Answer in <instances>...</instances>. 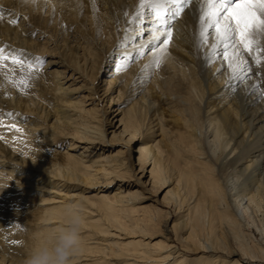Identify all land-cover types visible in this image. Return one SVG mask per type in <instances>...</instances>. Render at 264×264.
Returning <instances> with one entry per match:
<instances>
[{
  "label": "bare ground",
  "instance_id": "obj_1",
  "mask_svg": "<svg viewBox=\"0 0 264 264\" xmlns=\"http://www.w3.org/2000/svg\"><path fill=\"white\" fill-rule=\"evenodd\" d=\"M103 1L101 13L95 0L0 3V43L9 54L51 55L30 90L0 81V224L15 216L25 224L11 247L15 258L0 253V264H25L65 225L70 205L84 221L70 264H264L263 200L253 190L264 189V140L250 127L246 84L222 56L208 62L214 39L200 45V0L178 18L170 5L163 23L140 0ZM61 22L68 31L58 30ZM169 28L165 50L161 33ZM169 80L189 86V98L204 88L200 112L175 107L180 96L166 92ZM234 118L235 136L250 131L246 149L228 135ZM219 146L229 159L217 171ZM229 167L225 175L237 177L228 186L221 171ZM156 226L160 232L147 234Z\"/></svg>",
  "mask_w": 264,
  "mask_h": 264
},
{
  "label": "snow or ice",
  "instance_id": "obj_2",
  "mask_svg": "<svg viewBox=\"0 0 264 264\" xmlns=\"http://www.w3.org/2000/svg\"><path fill=\"white\" fill-rule=\"evenodd\" d=\"M191 3L192 0H140L139 8H147L156 20L163 23L170 5L175 6L172 15L178 18ZM199 13L200 45L208 46L210 37L214 39L207 57L209 63H213L217 56H222L227 62L232 78L239 79L241 82L245 79L242 73L251 71L249 61L244 56L245 53L249 57L254 56L253 62L262 66L264 57L261 52L264 45H261L256 37H264V0H200ZM140 14L138 11L137 15ZM11 23L15 24L17 21L13 20ZM161 34L165 36L162 45L166 50L172 40V31L169 28L166 33ZM157 38L153 36V40ZM9 60L13 65L19 66L22 72L28 74L18 81L26 92L29 86L28 81L32 75L42 69L44 61L41 58H35L34 61L29 62L19 56L6 54L5 50L0 48V69L5 66L4 62ZM159 63V59L154 61L157 67ZM127 67L128 64L123 62L117 71H124ZM254 87L259 95L264 97V90L259 85ZM12 127L15 128V125ZM15 130L20 131L19 128Z\"/></svg>",
  "mask_w": 264,
  "mask_h": 264
},
{
  "label": "rangeland",
  "instance_id": "obj_3",
  "mask_svg": "<svg viewBox=\"0 0 264 264\" xmlns=\"http://www.w3.org/2000/svg\"><path fill=\"white\" fill-rule=\"evenodd\" d=\"M4 0H0V3L1 2H3ZM93 1L94 0H84V2L83 3H89V2H91V3H93ZM103 0H95V3H96V5H97V10H96V12L97 13H101V11H102V5H103ZM96 7V6H95ZM84 8V7H83ZM74 10H76L77 11V4L75 5V7H74ZM78 12V11H77ZM76 12V13H77ZM80 16L81 17H84L85 16V11H84V9H83V11L81 10V13H80ZM80 16H79V18H77V21H79L80 20ZM0 17L1 18H4V14L2 13V10L0 9ZM16 21V20H15ZM85 21H86V18H85ZM86 23V22H85ZM41 25V24H40ZM43 25V24H42ZM49 26V27H51L52 25L51 24H47L46 23V26ZM59 28H58V30L60 29V27L63 29H65L66 31H68V28H69V26H67V23L66 22H61V24L58 26ZM51 29V28H50ZM51 30H53V29H51ZM71 32V31H70ZM0 48H3L4 50H5V52H6V54H9V53H11L12 54V50H10V48L9 47H6L5 45H4V43H0ZM7 50V51H6ZM21 54V53H20ZM20 54H18V53H15V54H13V55H16V56H19V57H21V55ZM261 55H262V57H264V49H262V52H261ZM244 56H245V58L249 61V66H250V68H251V71L250 72H245V73H242V75H244V77H245V79H244V81L242 82V83H245L246 84V86H247V90H246V96H251L252 97V100H251V102L248 104V108L250 109V111H252L254 114H255V120H254V122H253V125H250V127H251V129H252V127L253 126H256L258 129H259V135H260V133H261V136H263V140H264V97H262V96H260L259 95V93L255 90V87L254 86H256V85H259L260 87H261V89L262 90H264V59H262V66H258L256 63H254L253 62V60H254V56L253 57H249L246 53L244 54ZM21 58H23V57H21ZM49 58H51V55L50 54H48V55H46L45 57H44V63H43V66L46 64L45 62L49 59ZM24 59V58H23ZM24 60H26V61H29V62H32V60H29V58L28 59H24ZM112 63H113V61H112ZM4 64H5V66L2 68V69H0V72L2 73H0V76L1 77H3V79H0V81H2V80H4V82L5 83H8L9 85H10V87H14V88H18L19 89V87L21 86L19 83H18V81L22 78V77H25V76H27L28 74L26 73V72H22L21 70H20V68H19V66H15V65H13L11 62H10V60L9 61H5L4 62ZM113 69L114 67H113V65H111V66H109L108 67V70H111V69ZM57 69H59V68H57ZM103 70V69H102ZM107 69H106V67L104 68V70L102 71V73L100 74V79L102 78H104V76H105V74H104V72L106 71ZM39 73H41V71L40 72H38V73H36V74H34V75H32L31 76V81L29 82L28 81V84L30 83V85L32 84H35L36 82L38 83V80H40V78H39ZM38 74V75H37ZM104 75V76H103ZM37 80V81H36ZM33 82V83H32ZM170 83H171V85H170ZM175 83H177V82H175V81H167L166 82V84H167V86H165V88H166V92H168V93H170V94H175V95H177V96H180V97H178V100H176V102H175V107L179 110V111H182V112H184L185 114H187V116H189L190 114H192L193 113V111H199L200 112V104H201V101H202V97L201 96H203V91H204V88L202 89V87L201 88H199V89H197V91H196V94L195 95H197V97H199L198 98V100H197V97L195 96V95H193L192 97H190L189 98V94H188V92H189V86H188V89H187V87L184 89V87L182 88V86H180L179 84H175ZM82 84V82L81 83H78L77 85H74V86H72V87H75V86H79V85H81ZM179 85L180 87H177V86ZM29 87V90H30V86H28ZM20 90H21V88H20ZM186 90V91H185ZM187 92V93H186ZM199 93H200V95L201 96H199ZM196 98V99H195ZM180 99H183L184 100V102L182 101V100H180ZM183 103H182V102ZM186 102H188V103H186ZM199 102V103H198ZM110 103V101H108V103L107 104H109ZM186 104V105H185ZM198 105H199V107H198ZM194 108H193V107ZM121 107V106H120ZM185 109V110H184ZM186 111V112H185ZM238 127H239V120L237 119V118H234L233 119V122H232V124H231V128H229V131L230 132H228V133H230V134H228L229 136H230V138L231 139H235L236 137H237V140H238V142L240 143V144H242V149H246L247 148V146L249 145V143H250V141H251V138H250V136H249V134H250V131H249V129H246L245 131H240L238 134H237V136H235L234 135V129H238ZM249 127V128H250ZM255 127H253V129H254ZM255 130V129H254ZM233 133V134H232ZM144 140H149V137H145L144 138ZM221 142H222V140H221ZM140 145V144H139ZM139 145H137L136 146V150L138 149V146ZM221 146V145H220ZM220 146H219V148H218V152H217V155H219V159L217 160L218 161V163L216 164V168H217V171H218V169H220L221 167H222V169L224 168H226L227 166H228V160L227 159H229V157H223L226 153H227V150L225 151V150H222V148H223V146L221 147V151H220ZM220 153H222V154H220ZM136 157H137V153H136ZM173 158V157H172ZM227 158V159H226ZM180 161V162H179ZM171 163V165H172V167H173V165H174V167H178V165H180V163H181V159L179 160H177L176 162H175V159L174 160H172V161H170ZM179 162V163H178ZM248 163L249 162H246V163H244L240 168H242L237 174L239 175V176H244L245 174H246V172H247V169H245V167L248 165ZM224 164H226V165H224ZM218 165V166H217ZM216 168H215V171H214V174H216L217 172H216ZM228 170L226 171H221V174L223 173V177H224V183H227V185L229 186L230 185V183L232 182V180L233 179H235L237 176H234V177H229V175L228 176H226L227 175V172L231 169V167H229V168H227ZM244 173V174H243ZM226 174V175H225ZM231 181V182H230ZM171 187V186H170ZM191 188V190H193L192 192L193 193H195V189L194 188H192V187H190ZM94 190H96L95 189V187H94V189H92V191H94ZM253 190L254 191H258V192H255L257 195H258V193H260L259 194V197L261 198L262 197V199H261V201L263 200V204H261V206L258 208L259 210H258V212L259 213H261V214H259V216L261 217L262 216V214L264 213V211H263V207H264V189H262V187H260L259 186V183H254L253 184ZM191 192V193H192ZM145 203H147V207L148 208H146V210L148 211V212H154V203L151 201V200H148V201H146ZM262 203V202H261ZM262 208V209H261ZM151 210V211H150ZM243 212H245L244 213V215L247 217V215H246V213H247V210L246 209H244L243 210ZM248 213H249V210H248ZM159 216V215H158ZM249 216V215H248ZM16 218H17V220H16ZM14 219V220H13ZM12 220L11 219H2V222H4V227H3V224L1 223L0 224V253H3V254H6L7 256H11V258H15V256H16V252H15V249H12L11 247L12 246H15V244H16V241L18 240V234H21L22 232H24V226H25V224H23V222H21L20 220H19V217H17V216H15V218H13ZM159 220H160V216H159ZM13 221H14V223H13ZM253 221H255V220H253L252 219V223L254 224L255 222H253ZM10 223V224H9ZM13 223V224H12ZM22 223V224H21ZM13 225V226H12ZM11 226V227H10ZM152 229H149L148 231H147V234H149V235H151V234H153V233H158V232H160V230H161V227H159V226H156L155 227V229H154V227H151ZM154 230V231H153ZM158 239H159V237L158 238H155V239H153L152 241H158Z\"/></svg>",
  "mask_w": 264,
  "mask_h": 264
},
{
  "label": "clouds",
  "instance_id": "obj_4",
  "mask_svg": "<svg viewBox=\"0 0 264 264\" xmlns=\"http://www.w3.org/2000/svg\"><path fill=\"white\" fill-rule=\"evenodd\" d=\"M83 223L78 207L70 205L65 225L53 238L34 246L25 264H70L71 258L81 250Z\"/></svg>",
  "mask_w": 264,
  "mask_h": 264
}]
</instances>
